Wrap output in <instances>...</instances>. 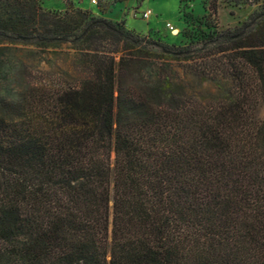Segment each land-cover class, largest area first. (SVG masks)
Wrapping results in <instances>:
<instances>
[{"label":"trees","instance_id":"1","mask_svg":"<svg viewBox=\"0 0 264 264\" xmlns=\"http://www.w3.org/2000/svg\"><path fill=\"white\" fill-rule=\"evenodd\" d=\"M40 1L0 0V264H264V6L216 18L259 0L184 46Z\"/></svg>","mask_w":264,"mask_h":264},{"label":"rangeland","instance_id":"2","mask_svg":"<svg viewBox=\"0 0 264 264\" xmlns=\"http://www.w3.org/2000/svg\"><path fill=\"white\" fill-rule=\"evenodd\" d=\"M74 9L88 11L91 17L103 18L113 23H121L122 26L138 35L139 37L158 40L168 45L184 46L191 37L198 34V26L201 18L206 15L205 3L203 0L179 2L178 0H130L128 2H109L108 10L101 13L97 3L91 0H72ZM40 8L46 12L63 13L66 9V2L63 0H42ZM264 6V0L256 4H220L217 10L218 30H233L246 22L249 16ZM149 10L151 15L144 19L142 13ZM178 30L179 35H172ZM200 29L207 31L203 26ZM12 56L22 60L31 71V78L42 79L41 70H50L53 77L58 78L65 72L72 76L80 75L74 71L72 63V51L68 45L57 49L56 54L45 55L49 65L38 64L41 55L32 53L36 51L33 47L15 46ZM31 51V54L29 53ZM44 56V55H43ZM52 64V67H49Z\"/></svg>","mask_w":264,"mask_h":264},{"label":"built area","instance_id":"3","mask_svg":"<svg viewBox=\"0 0 264 264\" xmlns=\"http://www.w3.org/2000/svg\"><path fill=\"white\" fill-rule=\"evenodd\" d=\"M91 1H92V3H96L95 0H91ZM150 15H151V12H150L149 10L144 11V12L142 13V17H143L144 19L149 18Z\"/></svg>","mask_w":264,"mask_h":264},{"label":"bare ground","instance_id":"4","mask_svg":"<svg viewBox=\"0 0 264 264\" xmlns=\"http://www.w3.org/2000/svg\"><path fill=\"white\" fill-rule=\"evenodd\" d=\"M177 34H178V30H174V29H173V33H172V35L176 36Z\"/></svg>","mask_w":264,"mask_h":264}]
</instances>
